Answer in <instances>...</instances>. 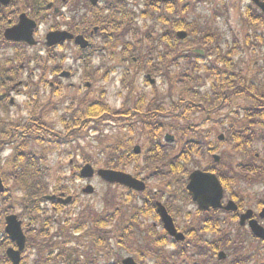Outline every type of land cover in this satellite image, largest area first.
Returning <instances> with one entry per match:
<instances>
[{"label": "trees", "instance_id": "trees-1", "mask_svg": "<svg viewBox=\"0 0 264 264\" xmlns=\"http://www.w3.org/2000/svg\"><path fill=\"white\" fill-rule=\"evenodd\" d=\"M185 4L186 0H167L166 3H161L160 0H137L136 7L110 8L107 15L91 9L89 28H97L95 36L102 38L95 47L101 51L97 58L102 62L94 68L91 63L93 58L85 56L88 50L79 51L76 59L84 68H92L91 76L84 73L82 81L90 79L88 81L96 83L105 80L109 72L113 71L106 60L116 61L115 51L119 49L120 57L116 62L128 69H124L121 74L125 89L134 84L135 81H131L134 71V75H141L143 79H146V75L159 78L163 91L153 87L149 95L143 92L136 95L133 93L132 102L129 105L127 102L122 109L115 111L104 104L102 94L91 97V90L86 89L79 96L81 92L67 86V90L73 92L66 109V114L70 116L65 115L60 119L73 128L88 124L87 129L92 131L91 134L99 137L95 160L84 148H80L79 144L84 138L77 132L72 138L75 143L73 154H77L78 150L84 161L106 169L123 171L133 165L137 175L144 174L156 184L143 193H134L136 196L118 186L107 185L100 209L83 203L78 206V210L74 207L67 215L58 219L55 227L44 225L52 222L51 218L43 219L41 227L34 230L39 232L44 227L49 230H46V234L40 232L30 238L29 246L35 251L32 264H120L122 251L133 255L140 264H175L186 253L182 249L183 244L176 243L174 250H166L164 234L157 233L152 226L144 224L145 218L154 217V202L157 200H162L167 210L177 218H183L185 224L193 221V217L196 218L187 230L197 237L193 238L195 242H201L199 238L204 243L209 241L210 246L202 250V257L208 251L215 252L229 246L226 235L219 229L217 232L210 231L213 234L211 240H203L205 232L201 229L198 216H182L180 211L191 203L185 185L188 174L194 169L203 168L214 172L228 186L245 173L250 176L256 174V178L264 177V79L261 77L264 76V57L261 63L255 64V70L258 68L260 73L257 70L250 81L244 77L220 80V64L225 69L224 72L236 69L230 57L236 55L237 43L234 42L231 49L228 47V54H224L217 29L211 25L189 22L186 17L193 8L190 4ZM215 13L222 15L220 10ZM245 21L264 30V16L253 6L246 11ZM180 30L188 33L184 42H180L175 36ZM74 32H78L77 25ZM196 48L204 51L203 57L192 53ZM93 49L94 45H91L89 50ZM205 56L213 57V61L206 64L205 71L202 72L199 60H204ZM64 59L59 54V68ZM44 61L46 60L41 65L46 66ZM237 75L241 76L239 73ZM230 93H235V99L243 98L248 104L236 108L233 116L229 114L225 115L226 119H216L214 124L222 127L225 144L241 158L237 163V171L231 164H227L224 156H221L218 165L209 162L201 165V161L214 152L209 138L212 130H197L198 126L194 124L196 115H199L203 123H209L210 120L205 118L217 114L228 100L226 95ZM51 94L53 97H60V88L57 93ZM131 94L129 91L128 97ZM58 106L59 103H50L42 110V114L57 112ZM31 114L35 112L31 111ZM222 120H229V123ZM113 124L115 134L108 138L105 131L109 126L108 129H114ZM166 132L173 133L180 145L174 155H171V145L162 142ZM34 134H27V141L20 147L21 152L16 157V161L22 163V166L15 165L9 174L14 183L13 191H22L26 197L19 204L21 209L23 206L24 212L27 209L28 212L36 213L31 217V231L36 226L39 215L46 214V210H41L40 207L44 203L43 196L48 194L46 182L50 177L47 169L36 165L39 159L36 162L35 156L26 150L29 139L38 143L44 138L39 130ZM136 136L144 140L143 152L139 156L131 152ZM258 142L261 145L260 159L252 154L253 147ZM139 158L142 165L137 164ZM226 169L228 173L224 171ZM64 180H57V185L65 184L67 181ZM64 190L67 191L66 186ZM3 196L7 197L9 194ZM9 199L11 203L13 200L11 197ZM50 227L53 229L50 230ZM195 256H200L199 248L190 257ZM243 259L245 258L241 257Z\"/></svg>", "mask_w": 264, "mask_h": 264}, {"label": "flooded vegetation", "instance_id": "flooded-vegetation-1", "mask_svg": "<svg viewBox=\"0 0 264 264\" xmlns=\"http://www.w3.org/2000/svg\"><path fill=\"white\" fill-rule=\"evenodd\" d=\"M120 6H125L126 8L136 7L137 0H0V159L4 152L6 155L8 150L12 153L10 146L18 148L25 145L27 134H31L33 128L40 132L44 130V126L41 123L42 114H27L26 116L20 113L23 111L26 113L28 107L38 104V102H35V98H28V96L30 95L29 88L37 84L39 86L43 85V78L42 76L40 77L41 71L37 70L38 68L36 67V64L42 63L41 57H50L49 60L51 61V69H49L48 73L52 74V76L49 77L51 79L49 82H45V85L56 91L59 89V80H55L54 76H59L58 53L60 47H64V45L47 48L45 44L47 34L65 30L73 35H81L91 42L97 33V31H94L95 27L92 30L89 28L91 9L107 15L110 8L117 9ZM19 24L20 26H18ZM75 25H77V33L74 32ZM42 26H46L47 28L42 33L43 40H39L38 37ZM8 31H13L12 33L16 39H8L6 37ZM72 44L71 42L70 45L72 46ZM90 52L95 53L88 50L85 56H91L92 53L90 54ZM30 61L35 64V67L26 66ZM48 65L47 62L46 67ZM118 88L122 91L124 84L119 82ZM123 101L124 99H122L119 107L123 106ZM10 111L14 113L13 119H10ZM6 121L24 124L21 127L16 124L5 125L4 122ZM14 137L20 138L12 140ZM4 161L5 164H3ZM9 161L10 159L0 160V179L5 189L7 188V184L3 176L2 167H6ZM258 182L249 184L248 186L254 190L253 197L247 194V197L242 199L237 196L236 198L233 194L227 195L226 192L228 193L229 186L228 184H222L226 194L222 205L224 206L228 201H232L236 204L237 211L210 209L204 212L205 214L199 212L198 220L201 224V229L204 230L207 237L213 235L210 232L211 230L217 232L220 223L219 216H221L224 220H227L228 225H234L236 222V225L239 226L237 230L241 231L235 233V235L224 233L226 235L225 239L230 242L231 247L237 249L244 247L246 250L254 251L261 248L260 252L262 254L260 255L264 256V241L256 238L249 226V221L253 220L264 228V180H261L260 183ZM55 197L64 199L66 196L64 192H59V195H55ZM9 200L8 196L0 197V244H4L5 247L7 245L5 250V247L2 249L4 250V255H1L0 262H6L5 259H7L10 263L7 254L8 250H16V246L14 242L9 240V237L5 236L6 218L10 215L16 216L20 222L26 241L29 236L27 232L31 231L32 219L23 217V214L25 215L26 212H22V215L15 213ZM19 202H23L22 199ZM245 202H251L253 205H245ZM67 207L56 200L50 202L45 207V210L52 213V222H46L44 225L55 227L57 225V212L61 210L65 213L68 210ZM248 210L252 212L250 218L243 225H240V217ZM46 230H49V228L44 227L39 231L46 234ZM34 232L35 230H32L30 235H33ZM183 233L185 238H188L187 243H189L190 233L187 231ZM206 245L210 246L209 241H207ZM28 252L30 253L29 256L32 257L34 255V251H28L25 244V249L20 254V264H24L25 258L23 253L26 254Z\"/></svg>", "mask_w": 264, "mask_h": 264}, {"label": "rangeland", "instance_id": "rangeland-1", "mask_svg": "<svg viewBox=\"0 0 264 264\" xmlns=\"http://www.w3.org/2000/svg\"><path fill=\"white\" fill-rule=\"evenodd\" d=\"M248 3H249V0H210L207 2H203L198 7L192 9L187 16L188 20H193L194 22H199L203 25H211L215 29H217L218 34L220 35L218 36V40H220V44H221L222 51L224 54H227L228 47L232 48V45L234 44V42L237 43V46H235V48H237L236 55L230 58L233 60V63H235V66H236L235 71L240 70L239 74H241V76H238L236 73L235 74H227V73L223 74L222 73L219 77L220 80L227 79L229 77L230 79L244 77L245 80L247 81L251 80L252 74H255V68H256L255 64L261 63L262 62L261 60L264 57V30L250 25L244 19ZM217 9L223 11L222 15L219 16L218 14L214 13V11ZM213 15H215L217 18H214ZM46 28H47L46 26H42L40 28V34L38 37L39 40H43L42 33L45 32ZM70 51L71 50L69 48L65 47L63 51L61 52L63 54H67V53H70ZM212 61H213L212 57H208L207 59L201 60L200 65L202 67V70L204 71L205 65ZM99 64H101L100 59L93 62V67H97ZM106 64L110 68H112L113 71L109 73L106 80L97 81L96 83L92 84V87L89 88L88 90L89 91L91 90L90 91L91 97H96L103 92L104 93L103 101L106 103L107 106L114 109V108H117L121 104V101H122V98H119L118 96L119 91H118V86H117L118 78L120 75V69L117 67L118 65L116 61L106 60ZM71 65L72 63L68 61V63L66 64V67L71 68L72 72L74 73V76L73 78H70L67 80H61L64 84L63 85L64 89L61 92L60 97L57 98V100L58 101L64 100V101L62 102L63 104H61L59 111L54 112L48 116V120L52 122H55L58 120L59 116L64 113L65 104L71 101L73 92H69L67 90L66 86H68V84H71V86H73L72 90L81 92L79 96H82L86 91L85 84L82 81V77H83V74L86 68L84 67L82 68L80 64L78 63H75L73 66ZM26 66L35 67V64H33V62L30 61L28 64H26ZM219 67H220V70H222L221 68H223V66L221 64L219 65ZM132 69L134 70V68ZM261 77L264 79V76H261ZM135 83H136V86L138 87V89L136 90L137 92H141V90H143L145 93H150L151 87L145 85L144 83L142 85L139 78L134 82V84ZM157 85H159V81H157ZM159 89L161 88L159 87ZM123 95L126 96V93L124 91H123ZM50 96L51 95L48 92H45L42 95L41 102L43 105L46 102L47 98ZM246 104H247L246 101H244L242 98H239V100H235L233 102L232 109L221 108L218 110V116H215L216 114H213L214 116L212 117V119L213 120H216L217 118L221 119V117L222 119H226L225 118L226 114L235 113L236 108H242ZM12 116H14V113L13 111H10V119H13ZM222 121L229 123V121H224V120ZM195 123L198 125L201 123V119H199L197 116H195L194 118V124ZM211 125L212 123H208V124L201 126L200 128L203 131L207 132L211 130ZM221 129L222 127L220 125H216L215 129H213L212 131L213 134H211V137H210L211 145L215 147L213 148L216 151L215 154L222 156V157L224 156V159L226 162L236 163L237 160L239 159L238 155L234 154V152L230 150L229 145L225 144L224 140L221 142H218L216 140V137L221 133ZM57 130H61V128L57 126ZM115 131L116 129H107L105 131V136H107L108 138H111L114 136ZM90 134L81 143V147H83L84 150L90 154L89 156L95 160L98 154V149H99V144H100L98 140L99 137L96 136L97 134H91V135ZM170 134L174 135L173 133H170ZM60 136H63V134H61ZM174 138L175 139L172 142L171 147L173 149L172 150L173 152H177L180 145L177 141V137L174 136ZM134 141H135L134 145L135 144L141 145L142 143H144L143 138L138 137V136L135 137ZM67 147H68L67 145L62 146L58 144L56 149L51 147V149L54 152L52 154L47 155V158H48L47 166L49 167L48 170L50 171L49 172L50 177L48 178V181H49V185L51 186V188L48 189V193L54 192L55 186L57 185L56 183L57 180H62L63 178L66 181H69V186L72 189L71 193L76 199L75 201L76 204L67 211L70 212L75 206H76V210H78V206L83 203L92 206L94 209H100L102 207V197L107 189V185L96 176H94V178H92L91 180L83 181L78 178L76 171H75V175H72V173L70 172V168L67 165L69 161L72 159L74 160L80 159V155L79 154L72 155V158L67 157L66 154H64L65 151L67 150ZM74 147L75 146H72V149ZM254 148H255L256 153H259V151H261V145L259 143H255ZM61 152H63L62 156H61ZM10 154L11 152L9 150L7 152L8 156L4 152L0 160H5V159L9 160L11 158ZM206 162H208V160ZM138 163L142 164L141 159L138 160ZM3 164H5V161ZM75 166H78V162L75 163ZM99 167L100 166H95L96 169H98ZM125 172L130 173V174L136 173L133 165L130 166L129 168H126ZM7 183L9 184V182H6V184ZM88 184H90L94 188V194L91 196L82 195L80 192L81 189L85 188V186H87ZM155 184H156L155 182L151 181L149 182L148 185L155 186ZM243 186H247V185L240 183L238 186H234L233 187L234 190L232 189V191L240 194L238 191H241ZM23 194L24 193L22 192H17L14 195H16V199H17V198H21V196L23 197ZM194 212H195V209L192 206H187L184 210H182V213L184 215H186L185 213H189L190 214L189 216L194 215ZM175 220L177 219L175 218ZM181 221H182L181 219H178V221H175V222L178 228L183 229L184 225L181 223ZM153 223L156 225V229L158 227L159 229H161L157 221L153 219L151 220L146 219L145 221V225H149ZM4 247H5L4 244H0V257L1 255H4V250L6 249L7 245L5 248ZM3 248L4 250H2ZM260 249H257L256 252L253 250H243L242 253L246 255H250V256L255 253V257L252 256L253 259H251L252 260L251 262H257V263L264 264V256L260 255L262 254L260 252ZM239 250L241 251L242 248H240ZM29 254H30L29 252L24 254L25 260L23 262H30L29 259L32 260V257L29 256ZM120 254H121V257L129 255V254H126L124 251L120 252ZM230 258L231 257H227L225 259L226 262L224 261L225 262L224 264H229ZM5 260L6 262H0V264H10L7 259ZM196 260H199V258H196ZM177 263L181 264V262L179 261ZM186 264H195V263L193 260H190L189 262H186ZM238 264H241V263H238Z\"/></svg>", "mask_w": 264, "mask_h": 264}, {"label": "water", "instance_id": "water-1", "mask_svg": "<svg viewBox=\"0 0 264 264\" xmlns=\"http://www.w3.org/2000/svg\"><path fill=\"white\" fill-rule=\"evenodd\" d=\"M253 3L258 6L262 12L264 13V2H260L259 0H252ZM20 26V24L18 25ZM13 31H8L6 33V37L8 39H16ZM177 36L180 39H184L186 34L184 32L177 33ZM73 39V36L64 31L51 32L46 36V45L51 47L56 45L57 43H62L66 40ZM75 44L79 45L81 48H86L88 46V42L83 39L81 36H77L75 38ZM165 139L167 141H172L171 136H166ZM135 153L139 152V148L136 147L134 149ZM215 161L218 159L215 157ZM94 170L90 165H85L80 171L81 178H92L94 175ZM97 176H99L103 181L109 184H118L134 191H143L145 189V185L142 181L133 178L129 174H125L118 171L113 170H97ZM188 184L186 189L192 197L193 202L198 205V209L202 211L208 210L210 207L212 208H221V198H222V189L221 186L213 174L204 173L199 170L193 171L188 177ZM4 191V187L0 180V192ZM93 192L92 187L87 186L83 193L91 194ZM53 199V198H50ZM70 202V198H67L64 203ZM224 210L227 211H235L236 206L230 202L227 206L223 207ZM156 211L163 223L164 230L176 241H182L184 239L183 235L177 233L172 218L168 215L165 208L160 204H156ZM250 217V212H247L245 215L241 216V224L244 223L246 219ZM7 226L6 233L9 235L12 241H14L18 247V251L9 250L8 256L14 264H18L19 261V253L22 251L24 247V236L22 235L20 229V222L16 220L15 216H10L6 218ZM250 228L255 236L264 239V230L260 228L256 222H250ZM220 258H223V255H220ZM122 264H136L132 259H125Z\"/></svg>", "mask_w": 264, "mask_h": 264}]
</instances>
